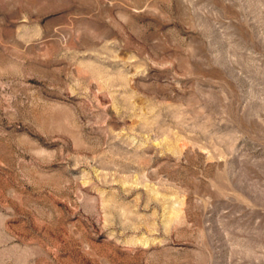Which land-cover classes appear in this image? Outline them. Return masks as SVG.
<instances>
[{
    "label": "rangeland",
    "instance_id": "374dc122",
    "mask_svg": "<svg viewBox=\"0 0 264 264\" xmlns=\"http://www.w3.org/2000/svg\"><path fill=\"white\" fill-rule=\"evenodd\" d=\"M0 264H264V0H0Z\"/></svg>",
    "mask_w": 264,
    "mask_h": 264
}]
</instances>
